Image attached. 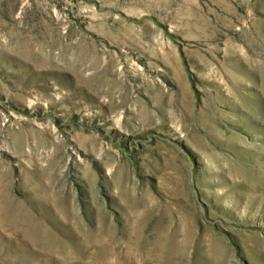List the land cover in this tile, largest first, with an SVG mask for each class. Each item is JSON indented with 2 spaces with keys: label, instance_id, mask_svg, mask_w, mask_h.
<instances>
[{
  "label": "rangeland",
  "instance_id": "1",
  "mask_svg": "<svg viewBox=\"0 0 264 264\" xmlns=\"http://www.w3.org/2000/svg\"><path fill=\"white\" fill-rule=\"evenodd\" d=\"M0 264H264V0H0Z\"/></svg>",
  "mask_w": 264,
  "mask_h": 264
}]
</instances>
